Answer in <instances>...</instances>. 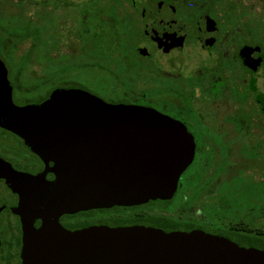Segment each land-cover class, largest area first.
<instances>
[{
  "label": "flooded vegetation",
  "instance_id": "af4514ba",
  "mask_svg": "<svg viewBox=\"0 0 264 264\" xmlns=\"http://www.w3.org/2000/svg\"><path fill=\"white\" fill-rule=\"evenodd\" d=\"M11 1L21 0H4L6 7ZM22 1L24 9H12L25 11L22 22L29 17L34 34L17 32L32 25L14 28L0 22V61L14 104L40 103L57 88L90 92L73 80L66 87L60 84L64 81L45 86L56 73L45 69L38 54L49 44L48 35L56 49L74 60L84 58V66L101 71L103 81L113 80L109 101L90 93L111 104L154 109L186 134V145L166 139L172 143L166 147L170 154L180 156L182 150L187 160L170 197L64 212L58 216L60 225L69 231L99 225L203 230L264 249L259 246L264 242V198L241 201L231 193L242 185V193L264 185V0ZM92 13L98 24L91 32ZM53 164L0 126V264H21L23 230L16 210L30 214L35 204L31 190L21 194L15 188L29 184L27 175L53 181ZM252 171L257 173L253 189L248 184ZM32 223L38 228L42 219Z\"/></svg>",
  "mask_w": 264,
  "mask_h": 264
},
{
  "label": "water",
  "instance_id": "95a60500",
  "mask_svg": "<svg viewBox=\"0 0 264 264\" xmlns=\"http://www.w3.org/2000/svg\"><path fill=\"white\" fill-rule=\"evenodd\" d=\"M0 126L54 163L53 181L27 175L29 184L15 188L31 190L35 201L30 214L16 210L21 264H264V249L203 230L99 225L69 231L60 225L64 212L171 196L187 160L182 150L170 154L166 139L186 145V134L160 112L111 104L78 88H57L40 103L18 106L0 61ZM37 217L42 224L35 228Z\"/></svg>",
  "mask_w": 264,
  "mask_h": 264
},
{
  "label": "rangeland",
  "instance_id": "374dc122",
  "mask_svg": "<svg viewBox=\"0 0 264 264\" xmlns=\"http://www.w3.org/2000/svg\"><path fill=\"white\" fill-rule=\"evenodd\" d=\"M5 9L4 11L7 12L6 15H4L3 19L0 20V22L2 24H4V22L9 23L11 25L14 26V28L17 25H22V21L24 20L23 15L25 13V11H20L15 13V10L12 8H18V9H24V2L18 1L17 3L14 1H11L9 5L4 4V0H0V9ZM93 8H96V6H93ZM93 14V13H92ZM88 28L90 29V31H95V28L97 27L98 24V20L96 18V15L94 16L91 15V18L88 21ZM76 28H78V25L75 26ZM97 29V28H96ZM51 30V29H49ZM105 30V31H104ZM102 39L105 40L108 37V30L105 29V27H103L102 29ZM48 39V45L43 46L42 50L38 52V54L41 56V60L44 63V67L46 70H48L49 72H54L56 71V73L53 76H50L49 81L46 83L45 86L48 87V85L51 82L54 83H58L60 81H64V82H60V84L65 85L66 86H70L68 85L69 83H71L70 80L73 81H78L81 84H83V86L89 90L92 93L97 94L98 96L104 98L106 101L110 100V93H108V89L109 87H112L113 84V80L111 78H107L106 80H102V72L99 70H94V68H88L84 66V58H76V60H74V58H70L69 57V53H66L63 51V48L59 47L56 49L55 45L52 44V42H50V37L47 35ZM103 42H97L96 46H101ZM51 44L53 45V48H51ZM29 46V42L24 43L23 47L27 48ZM23 48V49H24ZM100 48V47H98ZM36 54V53H35ZM111 58V55L109 53H106V56L104 57L105 60L108 61V59ZM78 60L81 62L79 63ZM93 62V61H92ZM78 64H81V66L79 68H74V67H78ZM45 88V87H44ZM252 173V178L250 179V182L248 183L250 185V188L252 187V181L255 177L254 171L251 172ZM240 188H244V186H240L237 187L236 190L231 191V193L235 196V198L237 200H253L255 197L256 198H264V192H261L260 189H264V185L263 186H257V188H259L258 190H256V188L252 187V189L254 188V190L248 191V192H241ZM252 206L255 207V204L252 203ZM247 208V207H246ZM257 209V207H256ZM255 209H253L251 212L254 213ZM263 247V246H261Z\"/></svg>",
  "mask_w": 264,
  "mask_h": 264
},
{
  "label": "trees",
  "instance_id": "16d2710c",
  "mask_svg": "<svg viewBox=\"0 0 264 264\" xmlns=\"http://www.w3.org/2000/svg\"><path fill=\"white\" fill-rule=\"evenodd\" d=\"M23 24H24V25H32L34 28H33V29H27V28H22V29H21V28H19V29L17 30V32L19 33L20 36H21V34H23V36H24V35H26V34L29 35V33H33V34L35 33V30H36V29H35V26H34V24L31 23L29 17H28L27 20H25V21L23 22ZM28 31H29V32H28ZM34 47H35V44L33 45V48H34ZM259 242H260V241H257L258 244H260ZM259 246H263L262 248H264V242H263L262 245H259Z\"/></svg>",
  "mask_w": 264,
  "mask_h": 264
}]
</instances>
